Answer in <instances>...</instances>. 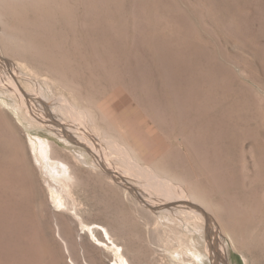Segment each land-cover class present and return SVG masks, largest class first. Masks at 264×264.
Here are the masks:
<instances>
[{"label": "rangeland", "instance_id": "374dc122", "mask_svg": "<svg viewBox=\"0 0 264 264\" xmlns=\"http://www.w3.org/2000/svg\"><path fill=\"white\" fill-rule=\"evenodd\" d=\"M11 78L32 112L81 130L27 123L0 94V206L7 186L31 213L22 248L0 230V264L118 260L52 203L37 136L73 170L71 206L130 264H264V0H0L2 88ZM152 174L185 201L147 198Z\"/></svg>", "mask_w": 264, "mask_h": 264}, {"label": "bare ground", "instance_id": "6f19581e", "mask_svg": "<svg viewBox=\"0 0 264 264\" xmlns=\"http://www.w3.org/2000/svg\"><path fill=\"white\" fill-rule=\"evenodd\" d=\"M5 63V62H4ZM13 72V70H11ZM5 73V72H4ZM11 75V74H10ZM16 75V74H15ZM13 76V75H12ZM16 77V76H15ZM146 77V76H145ZM19 78V77H18ZM5 79V78H4ZM33 81V80H32ZM7 82V81H6ZM10 82V85H8V88H2V85H0V94H8L10 98H12L14 101L18 98H16V96H19L20 99L22 100V108L24 109V114L25 117H26V121L27 123H34L33 121H36V123L39 125V127H44V126H55L57 128H65V124L64 123H57V122H53L51 121L52 119H49V118H46L44 115H41L40 113L41 112H37L36 110H33L34 112L36 111L37 113L39 114H35L34 112H32V109L30 105H28V102H33L34 100H36V98L38 99V97H31L29 94L25 93L24 91H22L17 85V83H15L13 81V78H11V80H9ZM145 82V81H144ZM3 84V83H1ZM5 84V83H4ZM6 85V84H5ZM145 86V85H144ZM4 87V86H3ZM37 87V86H36ZM35 88V87H34ZM148 89V88H147ZM147 92V91H146ZM153 96V95H152ZM16 98V99H15ZM62 100V99H61ZM11 101V100H9ZM18 101V100H17ZM153 101V100H152ZM2 102V101H1ZM0 102V110H2L1 112V115H5V116H2L3 119L8 117L9 115L7 114H3V105L7 106V103L3 102L1 103ZM21 102V101H19ZM60 102V101H59ZM100 102V101H99ZM150 102V101H149ZM101 103V102H100ZM18 104V102H17ZM150 104V103H149ZM17 105L14 107V110H17L16 109ZM43 107V106H42ZM50 107V106H49ZM68 107V106H67ZM104 107V106H103ZM69 108V107H68ZM100 108V107H99ZM22 109V110H23ZM35 109V108H34ZM37 109V108H36ZM102 109V108H101ZM137 109V108H136ZM253 109V108H252ZM21 110V109H20ZM71 110V109H70ZM251 110V109H250ZM5 111V110H4ZM46 113V111H44ZM101 112V111H100ZM5 113V112H4ZM7 113V111H6ZM47 116V114H46ZM49 116V115H48ZM10 117V116H9ZM24 117V118H25ZM52 117V116H50ZM11 118V117H10ZM244 118V117H243ZM6 119H9V118H6ZM260 119V118H259ZM11 121V120H10ZM242 121V120H241ZM9 122V120H8ZM15 122V121H14ZM7 123V122H6ZM93 123V122H92ZM10 124V122H9ZM8 124V128L9 125ZM68 126V128L71 132V130H73L76 134L79 133L78 131L81 130V125H75V124H72V125H69V124H66ZM225 125V124H224ZM66 126V127H67ZM150 127V126H149ZM11 128V127H10ZM14 128V127H13ZM72 131V132H73ZM112 131V130H111ZM63 132V131H62ZM89 132V131H88ZM81 133V132H80ZM22 134V133H21ZM47 135V134H46ZM78 135V134H77ZM77 135L75 136L77 139H78V142L79 143H82L80 141V139H83V138H80L77 137ZM85 137V135L83 136ZM88 138V136H87ZM86 139V137L84 138ZM83 139V140H84ZM65 140V139H64ZM91 140V139H90ZM94 140V139H93ZM111 140V139H110ZM116 140V139H115ZM89 142V140H86V142ZM68 143V142H67ZM84 143V142H83ZM92 144H95L93 143V141L91 142ZM90 143V144H91ZM103 143V142H102ZM1 144V143H0ZM87 144V143H86ZM31 145H32V149L33 151L35 152V161H36V164L37 166H39L38 168L41 170V172L43 173L44 177H45V182L48 186V189H49V192H50V198H51V201L53 204L56 205L57 208H61L62 210H67V211H71L72 214L79 220L80 222V225H81V230L82 232H88L89 235L94 238V240L96 241V245L97 246H101V245H105L107 248L109 249H112L113 252H115L118 260H116V264H130L129 263V260L125 257L124 253H123V249L121 246L117 245L113 239H112V236L109 232V230L104 227V226H101V225H88L84 222V220L82 219V217L77 213L76 211V208L71 206V203H70V193H71V184L72 182L75 180V176L73 175V170H71V167L69 166V164L61 159H57L54 157V147H53V142L48 139L47 137L44 138L42 136H37L35 137L34 139H32V142H31ZM68 145H71L70 143H68ZM100 145V144H99ZM88 146H89V143H88ZM92 147V151L95 153L98 149L95 148V145L94 147ZM97 147H99L97 145ZM100 152V151H98ZM109 152V151H108ZM25 153V152H24ZM78 157L80 159V161H83L85 163L86 162V159L82 156L83 154V151L81 150H78ZM114 155V154H113ZM107 155L102 152V160H100V156H98L100 159H98V164H104V166L106 165L107 167L110 166L109 163H110V157H106ZM5 157V156H4ZM127 160V159H126ZM97 162V161H96ZM20 163V162H19ZM116 163V162H115ZM34 164V163H33ZM102 166V165H101ZM105 166V167H106ZM152 166V165H151ZM109 168V167H108ZM37 169V168H36ZM145 169V168H144ZM117 170H120L117 168ZM123 172V171H122ZM121 172V173H122ZM113 173V172H112ZM117 172V174H119V176L116 175V177L118 178H124L123 175ZM124 173V172H123ZM126 173V172H125ZM28 174H29V178H30V184L33 185V176H32V172L30 171V169L28 170ZM116 174V173H115ZM114 174V175H115ZM133 174V173H132ZM139 175V174H138ZM153 175V174H152ZM152 175H149L147 178L149 180L148 183L150 184H153L154 187H158L160 188V193L156 191V193H158L159 196L156 197H153L150 192L147 190L145 193L146 197L149 198V199H154V200H159V201H164V203H179V204H182L184 201H185V198H184V192L182 190H179L178 188H175V187H172L170 184H168V186H161L159 184V182H157L156 176H152ZM42 176V175H41ZM115 177V176H114ZM113 177V178H114ZM130 178V177H129ZM131 179V178H130ZM139 180V179H138ZM141 181V179H140ZM147 181V180H146ZM160 181V180H159ZM144 182V181H143ZM137 184V183H136ZM130 185V184H129ZM145 185V184H144ZM8 187L6 186L5 188V193H6V198H9L6 203H4L3 206H0L1 207V215H2V223H0V230H4V234H6V237L7 239L10 241L14 236L11 232H13L14 229H17L19 231L18 235H17V242H16V245L17 247L20 249L24 246V240L21 238V232L25 231L28 226H30V218H29V214L26 213V211L28 210L29 208V204L28 202H25L23 201V198H21V196H19V194L17 193L18 195V198H12V197H9L7 194H8V190L9 188L7 189ZM154 189V188H153ZM169 191H171L173 194H169ZM21 195V194H20ZM27 195V194H26ZM25 195V197H26ZM157 195V194H156ZM167 196V198L165 200H161V196ZM170 195V196H169ZM10 198L14 199V200H11ZM29 198H31L29 196ZM153 200V202H154ZM32 201V200H31ZM146 201V200H145ZM187 201V200H186ZM34 203H32L33 205ZM160 204H163V203H160ZM156 206V205H155ZM170 207V206H169ZM157 208V207H156ZM158 210V209H157ZM11 211L14 212L15 216H12V213ZM203 211V210H202ZM202 215V214H201ZM31 216V215H30ZM38 219V218H37ZM33 224V223H32ZM58 224V223H57ZM214 225V224H213ZM57 226V225H56ZM210 226V225H209ZM9 227L11 228H14L13 230H9ZM94 227L98 228L102 233H103V236H104V239L105 241H101L95 234V231H94ZM211 227V226H210ZM212 229V228H211ZM210 229V230H211ZM28 231V230H27ZM214 232V231H213ZM25 233V232H23ZM22 233V234H23ZM215 233V232H214ZM212 234V233H211ZM28 235V234H27ZM60 238L65 242V239L63 238V236L61 234H59ZM214 237H215V234H214ZM213 239V237H212ZM3 241V240H2ZM24 241V242H23ZM208 241V240H207ZM8 243V242H7ZM45 245V244H44ZM212 245V244H211ZM215 245V244H214ZM212 245L211 246V250H213V253L211 254L213 256V258L211 259H214L213 261H215V259H219L218 258V253H217V250L215 249V246ZM8 246V244H7ZM42 246V245H41ZM5 247V246H4ZM69 248V247H68ZM112 252V251H111ZM211 253V251H210ZM47 254V253H46ZM45 257V256H44ZM209 257V256H208ZM219 257H221L219 255ZM222 258V257H221ZM48 259V258H47ZM201 259V262L203 264H207V258L206 257H200ZM210 259V258H209Z\"/></svg>", "mask_w": 264, "mask_h": 264}]
</instances>
